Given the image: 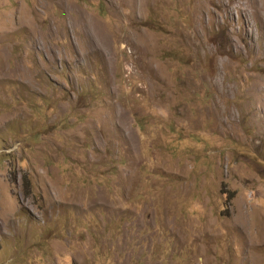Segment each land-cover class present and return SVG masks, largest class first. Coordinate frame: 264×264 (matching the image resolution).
<instances>
[{
    "label": "rangeland",
    "instance_id": "obj_1",
    "mask_svg": "<svg viewBox=\"0 0 264 264\" xmlns=\"http://www.w3.org/2000/svg\"><path fill=\"white\" fill-rule=\"evenodd\" d=\"M0 264H264V0H0Z\"/></svg>",
    "mask_w": 264,
    "mask_h": 264
}]
</instances>
